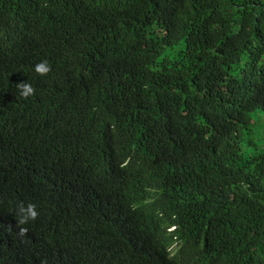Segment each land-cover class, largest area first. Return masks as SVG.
<instances>
[{
    "label": "trees",
    "instance_id": "16d2710c",
    "mask_svg": "<svg viewBox=\"0 0 264 264\" xmlns=\"http://www.w3.org/2000/svg\"><path fill=\"white\" fill-rule=\"evenodd\" d=\"M255 117L264 0H0V264H264Z\"/></svg>",
    "mask_w": 264,
    "mask_h": 264
},
{
    "label": "clouds",
    "instance_id": "9594fccd",
    "mask_svg": "<svg viewBox=\"0 0 264 264\" xmlns=\"http://www.w3.org/2000/svg\"><path fill=\"white\" fill-rule=\"evenodd\" d=\"M35 72L40 76H47L51 71V65L49 64L47 59L41 60L34 66ZM16 89L19 93V96L23 99H28L30 96L35 94V88L30 81H21L15 85ZM39 216V212L37 210V205L33 202H28L25 204L21 201L16 210V218H17V228L19 230L20 235L27 234V228L22 227L27 224L29 221H35ZM11 227V226H9ZM173 227L172 229H174ZM43 264V262H42Z\"/></svg>",
    "mask_w": 264,
    "mask_h": 264
},
{
    "label": "rangeland",
    "instance_id": "374dc122",
    "mask_svg": "<svg viewBox=\"0 0 264 264\" xmlns=\"http://www.w3.org/2000/svg\"><path fill=\"white\" fill-rule=\"evenodd\" d=\"M256 124L253 125L254 136L259 141L264 142V118L255 117Z\"/></svg>",
    "mask_w": 264,
    "mask_h": 264
}]
</instances>
